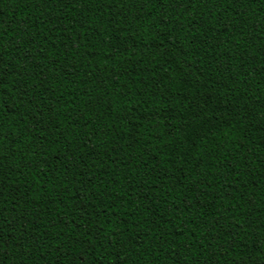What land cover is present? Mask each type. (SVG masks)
Segmentation results:
<instances>
[{
	"label": "trees",
	"instance_id": "trees-1",
	"mask_svg": "<svg viewBox=\"0 0 264 264\" xmlns=\"http://www.w3.org/2000/svg\"><path fill=\"white\" fill-rule=\"evenodd\" d=\"M0 264H264V0H0Z\"/></svg>",
	"mask_w": 264,
	"mask_h": 264
}]
</instances>
